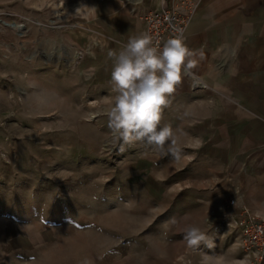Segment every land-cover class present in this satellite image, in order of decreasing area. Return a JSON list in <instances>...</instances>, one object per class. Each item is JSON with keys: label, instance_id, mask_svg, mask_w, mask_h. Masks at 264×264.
Listing matches in <instances>:
<instances>
[{"label": "rangeland", "instance_id": "374dc122", "mask_svg": "<svg viewBox=\"0 0 264 264\" xmlns=\"http://www.w3.org/2000/svg\"><path fill=\"white\" fill-rule=\"evenodd\" d=\"M94 2L0 0V264H257L256 239L225 223L249 179L236 155L205 146L198 107L163 111L179 162L146 142L120 150L104 113L113 95L86 66L88 43L104 41ZM188 224L225 229L190 250Z\"/></svg>", "mask_w": 264, "mask_h": 264}, {"label": "crops", "instance_id": "0c3cea01", "mask_svg": "<svg viewBox=\"0 0 264 264\" xmlns=\"http://www.w3.org/2000/svg\"><path fill=\"white\" fill-rule=\"evenodd\" d=\"M193 1L198 8L184 41L197 51V64L176 86L168 112L181 105L198 107L205 146L211 142L217 154L236 155L249 179L253 192L248 187L242 196V210L264 216V0ZM173 3L95 0L91 23L104 41L88 43L86 66L101 90L112 93L109 51L119 52L130 36L146 33L141 13L169 9Z\"/></svg>", "mask_w": 264, "mask_h": 264}, {"label": "clouds", "instance_id": "9594fccd", "mask_svg": "<svg viewBox=\"0 0 264 264\" xmlns=\"http://www.w3.org/2000/svg\"><path fill=\"white\" fill-rule=\"evenodd\" d=\"M108 56L113 61V96L104 113L114 140L122 141L120 150L124 145L146 142L179 162L182 148L177 131L167 124L161 126L162 114L170 105L176 86L185 75H191L197 64V51L180 37L170 38L162 49L158 48L153 46L152 37L144 33L130 36L119 52L109 51ZM199 57L204 58L202 50ZM205 223L212 225L208 217ZM183 232L190 250H197L202 244L214 247L213 239L195 224L186 225ZM202 264H216V260L204 254Z\"/></svg>", "mask_w": 264, "mask_h": 264}, {"label": "built area", "instance_id": "2783aa9c", "mask_svg": "<svg viewBox=\"0 0 264 264\" xmlns=\"http://www.w3.org/2000/svg\"><path fill=\"white\" fill-rule=\"evenodd\" d=\"M197 8L198 2L193 0H174L171 8L141 13L139 19L144 23L146 33L152 37L153 46L162 49L163 44L170 38L180 37L185 40L188 25ZM231 217L225 220L226 225H232L242 234H249L253 240L256 239L260 257L257 264H264V220H260L247 209ZM224 229L222 227L212 237L214 243L221 240Z\"/></svg>", "mask_w": 264, "mask_h": 264}, {"label": "bare ground", "instance_id": "6f19581e", "mask_svg": "<svg viewBox=\"0 0 264 264\" xmlns=\"http://www.w3.org/2000/svg\"><path fill=\"white\" fill-rule=\"evenodd\" d=\"M18 28H19V26H18Z\"/></svg>", "mask_w": 264, "mask_h": 264}]
</instances>
